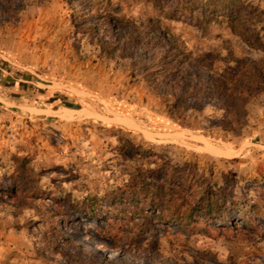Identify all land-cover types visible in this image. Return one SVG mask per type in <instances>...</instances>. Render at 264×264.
<instances>
[{
    "label": "rangeland",
    "instance_id": "374dc122",
    "mask_svg": "<svg viewBox=\"0 0 264 264\" xmlns=\"http://www.w3.org/2000/svg\"><path fill=\"white\" fill-rule=\"evenodd\" d=\"M87 1L111 17L86 25L78 0H0V264H264V86L226 117L204 101L181 126L154 87L157 68L94 37L118 18L162 34L211 75L236 60L264 70V0ZM124 142L230 179L234 228L156 225L143 236L124 206L114 216L101 204L91 220L89 199L126 178Z\"/></svg>",
    "mask_w": 264,
    "mask_h": 264
},
{
    "label": "trees",
    "instance_id": "16d2710c",
    "mask_svg": "<svg viewBox=\"0 0 264 264\" xmlns=\"http://www.w3.org/2000/svg\"><path fill=\"white\" fill-rule=\"evenodd\" d=\"M78 1L83 5L80 17L86 25L94 15L111 17L101 10L93 11L91 1ZM112 19L114 23L109 24L105 34H94L100 47L114 51L117 45H122L135 55L140 52L138 55L141 58L146 57L151 66L157 68L154 87L171 99L167 115L181 126L189 127L186 122L193 119L192 114H198L208 106L204 101H214L213 107L222 110L223 117H226L262 91L264 70L257 61L252 60L243 70V60H236L234 66L211 75V66L189 58L166 42L162 34L151 30L138 32L130 27V22ZM227 129L226 126L222 128L223 131H230ZM116 151L122 163L128 166V173L122 184L115 186L111 192L89 199L91 203L87 208L90 209L91 220L103 218L104 214L96 215L101 204L104 206L102 209L107 208L103 213L114 216L124 206L129 210L127 218L137 220L139 234L143 236L156 225H174L182 232L197 227L205 229L211 222L215 226L218 222L228 223L232 228L236 225L234 217L229 216L238 213L228 192L230 179L222 184L212 182L211 171L206 175L198 164H193L186 157L176 158L168 151L156 152L152 146L124 142ZM85 201L90 202L88 199ZM108 219L105 218L110 223ZM219 230L228 231L229 227ZM103 232L112 241L114 237L110 229Z\"/></svg>",
    "mask_w": 264,
    "mask_h": 264
}]
</instances>
